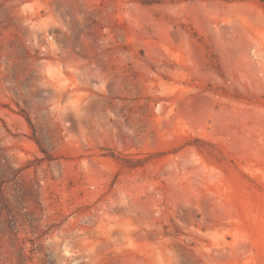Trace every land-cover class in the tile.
Masks as SVG:
<instances>
[{
  "label": "rangeland",
  "instance_id": "obj_1",
  "mask_svg": "<svg viewBox=\"0 0 264 264\" xmlns=\"http://www.w3.org/2000/svg\"><path fill=\"white\" fill-rule=\"evenodd\" d=\"M0 185V264H264V0H0Z\"/></svg>",
  "mask_w": 264,
  "mask_h": 264
},
{
  "label": "trees",
  "instance_id": "obj_2",
  "mask_svg": "<svg viewBox=\"0 0 264 264\" xmlns=\"http://www.w3.org/2000/svg\"><path fill=\"white\" fill-rule=\"evenodd\" d=\"M47 156V154H46ZM16 200L15 195L12 194V200L7 198L4 194L3 188H1L0 185V207L5 210V212L8 215V221L10 224L16 229L18 225V216L20 213H18V205L14 206V201ZM35 202V200H33ZM15 233H18L19 230H14ZM43 236V233H41L38 237ZM28 241H31V238L27 239ZM33 253V252H32ZM35 264H48L46 260H43L41 258L38 259V263Z\"/></svg>",
  "mask_w": 264,
  "mask_h": 264
}]
</instances>
